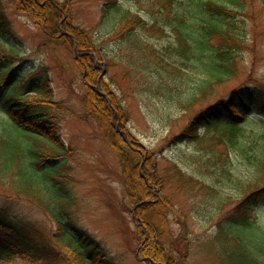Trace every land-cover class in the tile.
<instances>
[{
	"label": "rangeland",
	"instance_id": "obj_1",
	"mask_svg": "<svg viewBox=\"0 0 264 264\" xmlns=\"http://www.w3.org/2000/svg\"><path fill=\"white\" fill-rule=\"evenodd\" d=\"M50 1L64 8L71 30L86 33L97 46L98 55L108 62L99 94L113 95L122 102V108L128 112L126 132L137 142L134 149L152 154L150 166H154L161 179L172 180L170 174L177 164L187 177L201 181L197 186L189 183V187L178 188L173 181L166 180L165 184L155 186L154 194L148 189L141 197L136 196L138 192L130 183L129 193L127 170L131 171L133 165L123 161L125 154L121 152L123 146H126L125 152L130 150V144L122 142L119 127H113L115 133L110 138L108 120H103L102 126L95 115L97 111L89 108L87 101L95 87L88 85L91 78L77 64L78 57L67 47L53 42L46 26L29 18L18 7L17 0H0L10 33L7 39H0V66L13 72L14 84H18L1 85L0 111L5 112L7 107L2 99L16 92L34 101L37 96L30 92L46 76L50 78L52 114L58 132L47 137L67 151L62 182L73 197L66 224L101 244L114 264H144L136 257L140 240L137 241L139 231L133 214L137 204L152 201L157 204L144 214L153 223L159 224L161 220L173 241L188 243L186 264H244L236 256L240 249L235 238L240 239L243 246L252 240V235L264 232V199L250 210L255 229L252 234L238 230L231 219L239 212L241 183L250 180L253 169L241 151L230 152L210 140L214 129L202 131L203 145L179 143L177 138L198 113L216 101H227L239 89L264 94V0H243L240 7L232 10L233 24L245 44L244 49L237 51L239 75L216 86L210 103L194 105L192 111H184L176 101L187 96L194 98L192 90L200 82V74L194 69H184L182 76L186 77V83L180 77L172 79L175 86H171L176 91L171 93L160 87L162 80L164 83L170 78L169 71L149 64L150 57L141 53L153 47L166 60L165 64L179 62L176 57L172 59V52L167 53L177 41L174 28L167 27L163 32L153 28L157 19L160 25L167 22L171 14L163 12L164 6L172 3L173 11L178 0ZM135 15L147 22V28L124 36L125 19ZM137 44H143L144 50L137 49ZM262 98L264 101V96ZM101 105L103 103L98 104V108ZM262 111L264 107L255 109L247 123L264 120ZM21 139L28 158L32 141ZM215 155L221 157L212 163ZM205 164L215 169V174L207 173L202 167ZM224 165L231 168L232 180L222 177L218 171ZM143 177L141 174V183L146 180ZM3 182L0 183V211H9L12 219L54 230L37 208L23 197L14 198Z\"/></svg>",
	"mask_w": 264,
	"mask_h": 264
},
{
	"label": "trees",
	"instance_id": "obj_2",
	"mask_svg": "<svg viewBox=\"0 0 264 264\" xmlns=\"http://www.w3.org/2000/svg\"><path fill=\"white\" fill-rule=\"evenodd\" d=\"M242 2L243 0H178L173 11L172 3L164 6L163 12L171 14L166 23L160 25L159 20H155L154 30L163 32L165 28L173 27L177 33L174 48L168 49L167 53L172 52V59L176 57L179 62L165 64L166 60L153 47L141 51L144 56L150 57L149 64L169 71L170 78L164 83L162 80L161 89L165 88L171 93L176 91L171 85L175 86L172 79L176 80L178 77L186 83V77L182 76L184 69H194L200 74V82L192 90L194 98L187 96L176 101L184 111H192L194 105L210 103L216 86L238 77L240 54L237 51L244 49L245 44L233 24L232 10L240 7ZM17 4L29 18L46 26L47 34L53 42L62 44L77 56V64L91 78L88 85L95 88L87 101L89 108L97 111L95 115L100 118L101 124L103 120H108L105 124L112 127L109 130L110 138L115 133L113 127H119L118 134L124 139L122 142L130 144V150L125 152L126 146H123L121 152L125 154L123 161L133 165L131 171L127 170V179H130L127 184L129 193L130 183L138 192V195L135 193L133 196L141 197L142 193L149 190L154 194L157 189L155 186L165 184L166 180H170L169 183L173 181L178 188L189 187V183L197 186L201 182L198 179L195 182L193 176L187 177L177 164L170 174L172 180L161 179L154 166H150L152 154L134 149L137 142L126 132L128 112L122 108V102L113 95L99 94L104 68L107 67L105 64L108 62L98 55L97 46L85 32L83 34L78 30H71L64 8L54 5L50 0H17ZM38 8L47 10L42 12ZM172 20L175 22H171ZM147 25L138 15L128 17L124 21L122 33L124 36L129 35L137 29H146ZM9 35V25L0 6V39H7ZM142 46L143 44L136 45L137 49L144 50ZM4 83L14 86L15 74L0 66V87ZM49 84L48 76L36 84L30 92L37 96L34 101H28L26 96H19L17 92L2 99L7 107L5 112L0 111V181L7 183L14 198L23 197L37 208L54 230L21 219H12L9 211L1 210L0 228L3 230L0 231V264H114L101 244L66 224L73 197L62 182L67 151L47 137V134L58 132L57 122L52 114L53 96ZM262 96L264 94L250 89H239L227 101H216L214 105L198 113L177 138L179 143L203 145L202 131L214 129L211 141L225 146L230 152L234 149L242 152L240 153L253 169V175L250 180L241 183L242 201L237 217L232 218L231 222L238 230H245L250 234L255 230L250 210L264 199V120L249 124L247 119L255 109L264 107ZM100 103L103 105L98 108ZM93 110L91 112L94 115ZM21 137L32 141L28 158ZM214 157L216 158L211 159L212 163L221 156ZM202 167L207 173L215 174V169H211L208 164ZM218 171L222 177L233 179L228 165L222 166ZM141 174L146 179L143 184L139 181ZM156 204L148 201L146 204L136 205L133 215L138 224L137 241L140 240L136 257L144 264H186L188 243L173 241L167 226L161 220L158 221L159 224H156V220L153 223L144 214ZM251 237L252 240L243 246L241 240L235 238L240 249L236 256L244 264H264V232Z\"/></svg>",
	"mask_w": 264,
	"mask_h": 264
}]
</instances>
